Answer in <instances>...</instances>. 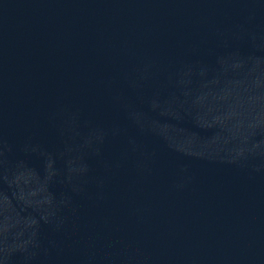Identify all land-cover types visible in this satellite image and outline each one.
Masks as SVG:
<instances>
[{"label":"water","instance_id":"95a60500","mask_svg":"<svg viewBox=\"0 0 264 264\" xmlns=\"http://www.w3.org/2000/svg\"><path fill=\"white\" fill-rule=\"evenodd\" d=\"M0 264H264V0H0Z\"/></svg>","mask_w":264,"mask_h":264}]
</instances>
